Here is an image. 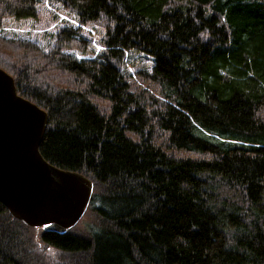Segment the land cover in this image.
I'll return each mask as SVG.
<instances>
[{"label": "trees", "instance_id": "obj_1", "mask_svg": "<svg viewBox=\"0 0 264 264\" xmlns=\"http://www.w3.org/2000/svg\"><path fill=\"white\" fill-rule=\"evenodd\" d=\"M40 1L0 0V29ZM47 1L79 26L0 31V66L48 112L43 156L93 181L89 222L39 232L0 201V264H264V0Z\"/></svg>", "mask_w": 264, "mask_h": 264}, {"label": "water", "instance_id": "obj_2", "mask_svg": "<svg viewBox=\"0 0 264 264\" xmlns=\"http://www.w3.org/2000/svg\"><path fill=\"white\" fill-rule=\"evenodd\" d=\"M49 115L0 66V201L30 225L67 229L86 212L93 181L48 161L39 146Z\"/></svg>", "mask_w": 264, "mask_h": 264}, {"label": "rangeland", "instance_id": "obj_3", "mask_svg": "<svg viewBox=\"0 0 264 264\" xmlns=\"http://www.w3.org/2000/svg\"><path fill=\"white\" fill-rule=\"evenodd\" d=\"M41 12L38 17L26 18H9L0 29V31L8 36H17L30 38L38 41L43 45H48L53 41L54 33L61 26L73 25L79 26L78 16L76 13L69 11L61 5L51 4L47 0L40 1ZM85 35L88 37L90 47L93 50L82 54L78 49H71L79 56H90L97 54L103 46L100 43V38L104 32L103 27L98 24L90 23L84 26ZM153 58L150 54L132 50L127 53L124 65L128 68L129 73L135 76L137 67L151 68ZM79 226H84L89 222L87 216H83L79 221ZM43 226H38V231L42 230ZM40 253L48 263H56L59 258V251L54 247L48 246L42 248L40 246L34 249V252Z\"/></svg>", "mask_w": 264, "mask_h": 264}]
</instances>
